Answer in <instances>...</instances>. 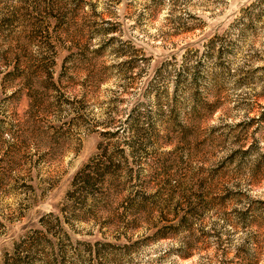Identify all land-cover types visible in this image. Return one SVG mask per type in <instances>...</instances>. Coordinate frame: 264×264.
<instances>
[{
    "label": "rangeland",
    "instance_id": "rangeland-1",
    "mask_svg": "<svg viewBox=\"0 0 264 264\" xmlns=\"http://www.w3.org/2000/svg\"><path fill=\"white\" fill-rule=\"evenodd\" d=\"M0 264H264V0H0Z\"/></svg>",
    "mask_w": 264,
    "mask_h": 264
}]
</instances>
